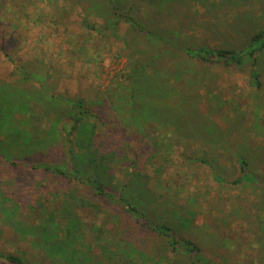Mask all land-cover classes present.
<instances>
[{
  "label": "rangeland",
  "instance_id": "374dc122",
  "mask_svg": "<svg viewBox=\"0 0 264 264\" xmlns=\"http://www.w3.org/2000/svg\"><path fill=\"white\" fill-rule=\"evenodd\" d=\"M127 1V5H135L133 16L145 28L169 35L175 30L178 39L189 44L241 47L264 29V0H147V5L142 0ZM168 5L179 8L176 14L188 16L185 24L180 22L183 16L178 21L162 20L160 14ZM89 8L90 2L79 0H0V50L11 56L10 61L0 52V98L8 94L0 103V143L5 144L8 128L18 130L12 121L27 123L23 107L35 105L38 115L37 107L47 110L51 105L49 95L82 99L95 114L98 125L107 124L101 138L93 136L94 148L103 154L101 140L111 135L113 141L114 151L104 157L108 185L117 189L121 180L127 181L124 165L137 155V181L128 187L127 195L144 213L192 240L219 264H264V188L251 182L233 184L240 175L239 155H246L251 169L264 179V89L259 93L251 87L248 68L231 72L213 66L197 69V80L210 79L204 91L200 90V83L196 84L198 90L192 88L197 92L198 119L202 123L193 125L190 131L186 125L176 123L168 124L170 129L161 127L158 139L165 143V150H155L157 144L143 140L137 128L134 132L122 128L119 117L109 110V101L116 97L120 87L117 77L133 59L134 51L125 38L130 30L124 23L115 33L89 30L86 21L96 29H101L103 23L88 13ZM154 19L156 24L152 22ZM141 45L140 50L145 51L143 42ZM260 70L264 82V53L260 57ZM192 76L188 74L189 79ZM180 86L183 89V83ZM212 92L218 94L224 106L213 118L223 129L219 132H214L216 124L209 118L210 103L215 100ZM230 98L232 101L224 103ZM61 112L56 113L57 118ZM48 114L46 117L41 114L33 123L48 130L52 122V129L38 141L16 136L13 146H20V150H12V155L35 163L67 160L54 129V116ZM72 115L65 111L61 118L68 122ZM227 119L236 122L235 133ZM7 121L13 125L6 127ZM186 121L190 122V117ZM145 129L147 139H157V132ZM25 141L31 143V149ZM40 143L45 146L40 148ZM123 147L128 153L121 151ZM204 154L218 169L217 176L222 180L219 183L209 163L196 161ZM41 178L48 181L41 173L29 175L0 163V253L21 256L28 252L32 260L26 257L27 262L52 264L50 259L36 258L41 241L32 236L22 238L6 217L10 210L18 213L15 221L32 227L38 225L35 185ZM48 183L52 191L64 192V206L74 207L78 219L84 223L76 244L78 264H90L88 258L94 264H124L128 258L132 264L188 263L183 255L173 257L161 237L140 228L124 212L108 206V202L90 199L82 189L74 194L65 182ZM81 201L90 202L97 215L78 208ZM95 242L110 250L104 248L102 252L100 246L94 247ZM114 252L124 256L117 258ZM0 264L10 263L0 259Z\"/></svg>",
  "mask_w": 264,
  "mask_h": 264
},
{
  "label": "trees",
  "instance_id": "16d2710c",
  "mask_svg": "<svg viewBox=\"0 0 264 264\" xmlns=\"http://www.w3.org/2000/svg\"><path fill=\"white\" fill-rule=\"evenodd\" d=\"M82 1L90 2L88 13L103 21L101 29L94 28L90 22L86 21L89 30H95L97 33H115L122 23L127 25L130 30L125 38L130 50L133 49L134 51L133 59H131L128 69L123 71L120 77H117L120 80V87H118L116 97L109 101V110L119 117L122 128L131 132H134L137 128L136 132L141 134L139 136L143 140L157 144L156 147L154 146L155 150H165V143L160 142L158 139L162 131L161 127L170 129L168 124L176 123L186 125V129L190 131V127L193 128V125L202 123L198 119L200 112L197 92L192 88L193 86L196 88V84L200 83L199 87L202 88L200 90L204 91L207 88L206 82L210 79L199 78L197 80L195 77L197 69L213 66L231 72L248 68L251 87L259 93H262L264 89L263 74L260 70V57L264 53V29L257 31L241 47H219L206 43L189 44L179 40L178 35L174 34L175 30L172 31L173 34L169 35L163 34L160 30L145 28L133 16L135 5H127V0H79V2ZM141 2L146 5L149 4L147 0ZM170 7L171 5H168L165 12L160 14L162 20L168 18L178 21L184 14L178 15L176 13L179 8ZM186 19H188V16H183L180 22L185 24ZM156 21L154 19L152 22L156 24ZM131 36L136 40L134 41ZM142 42L145 51L140 50ZM0 52L10 58L11 61L9 52H3L2 50ZM16 70L21 71L17 67ZM188 74H193L191 79H189ZM182 83L183 89L180 86ZM7 96L8 94L0 98V103L2 99H7ZM49 96L51 105H48L47 110L37 107L39 113L36 115L35 105L30 108L27 106V109L23 107V111L27 113L25 115L28 118L27 123L21 124L17 120L16 122L12 121L18 127V130L7 129L8 136L4 141L5 144L0 143V163L5 164L10 169L29 175L41 173V175L48 177V181L51 183L52 181H57L61 185H64V182L67 183L71 186L70 192L74 194L82 189L86 197L100 202H108V206L117 208L122 213L124 212L140 228L161 237L173 257L178 258L183 255L184 258L188 259L187 264H219L208 258L201 247L192 240L181 236L171 226L154 221L127 195L128 187L133 185L135 180L137 181L136 169L139 161L137 155L133 156L124 165L128 175L127 181L121 180V183L117 185V189L113 185H108L105 181V170L108 172V168L106 169L107 160L104 157L105 154L114 151L111 135H107L101 140L103 154H100V149L94 148L92 139L96 134L101 138V132L103 128L107 130V124L101 122L98 125L95 114L82 99L73 100L60 95ZM212 98H215V100L214 103H210L212 110H210L211 115H209V118L213 121V118L220 114L219 109L224 106L221 105L222 100H218L217 93L212 92ZM228 101H232V98L225 100L224 103ZM202 104H204L203 100ZM62 110L73 113L68 122L62 120L61 116L64 113L61 112ZM49 112L54 116V129L57 136L60 137V143L67 154V160L62 163H35L12 155V150L14 152L20 150V146L15 148L13 146L16 144L14 141L16 136L20 139L24 136L37 138L38 141L52 129L53 123L51 121V127L48 130L46 127L38 126V124L34 126L33 123V119L41 118V114L42 117H46ZM60 112L61 116L57 118L56 113ZM187 117H190V122L186 121ZM12 122L9 124V121H7L4 125L6 127L13 125ZM226 122L235 129L233 126V124H236L235 121L227 119ZM214 123L216 124V122ZM214 126H216L214 132L223 131L219 127L220 125L216 124ZM96 127L98 131H96ZM146 127L152 132L158 133L157 139H154V141L147 139L148 130L145 129ZM235 132L236 129L233 133ZM212 133L211 129L209 135L212 136ZM23 143L27 144V148H32L31 143H28V141ZM123 144L120 146H123ZM39 145H41L40 148L45 146L42 143ZM75 149H78L79 152L76 153ZM121 151L128 153L127 148L124 149V147ZM198 160L201 162L203 160L202 163L205 164L209 163L212 171L217 176L219 171L211 165L212 162L208 160L206 154L202 158L196 159L197 162ZM238 163L240 175L238 179L233 181V184L240 185L251 182L264 188V179L251 169V164L246 155H239ZM114 172L115 176L120 179L117 171ZM48 181L41 178L36 181L35 185L37 187L35 211L40 217L38 225L32 227L20 222L18 219V221H15L14 217L17 218L18 213L15 214L10 210L6 215L8 217L7 222L12 223L14 229L22 238L32 236L34 239L41 241V249L38 250V255H36L37 260L41 261L47 258L52 261V264H68V262H65L66 260L76 262V244L79 243L81 238H79V234H81L84 223L78 219L75 210H73L74 207L64 206V192L61 193L57 190V192L54 190L53 192ZM217 181L219 183L222 180L217 176ZM65 197H68V195H65ZM78 204V208L87 210H82L83 212L91 210V214H96L94 206L90 202L81 201ZM96 246H100L101 249L99 248V250L102 252H105L104 248H106V251L110 250L108 246L102 247L98 242L94 243V247ZM86 250L90 252V248ZM30 256L34 258V255ZM123 256L115 253L117 258ZM26 257L32 260L28 252H23L21 256L0 253V259L10 264H31L27 262ZM87 262L94 264L89 258ZM124 262V264H132L129 258ZM76 264L78 263L76 262Z\"/></svg>",
  "mask_w": 264,
  "mask_h": 264
}]
</instances>
